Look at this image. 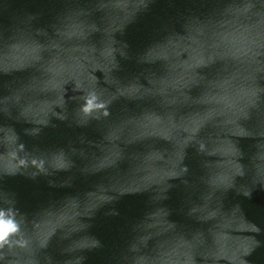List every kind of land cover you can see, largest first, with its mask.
<instances>
[{"label":"clouds","instance_id":"1","mask_svg":"<svg viewBox=\"0 0 264 264\" xmlns=\"http://www.w3.org/2000/svg\"><path fill=\"white\" fill-rule=\"evenodd\" d=\"M144 3L145 0H102L99 8L106 10L103 27L87 19L89 13L80 10L64 17L55 28L54 38L42 41L37 38L42 34L40 30L35 35L22 31L0 42V72H29L19 88L0 99V111L10 112L14 108L19 117L31 123H47L50 114L59 115L54 106H63L64 85L69 80L74 81L75 90L81 93L79 99L83 102L76 116L82 121L108 118L109 106L121 97L150 102L135 114H125L106 123L100 155L92 164L94 171L114 169L119 174L121 164L126 162L124 182L119 187L112 186L121 193L147 191L174 176L183 158L179 153L191 122L208 110H215L219 119L227 122L226 126L239 120L249 96L259 91L252 83L253 73L260 70L258 58L264 56V0H259L260 8L255 0H242L226 6L218 20L190 22L191 30L180 45H188L183 49L190 55L188 61L170 52L166 71L151 79L150 87L139 83L122 84L108 75L115 67L117 51L113 33ZM97 32H103L105 37L99 47L90 39ZM174 40L176 38H169L161 45L171 46ZM158 46L149 50L147 58ZM218 62L222 68L213 78L197 71ZM97 68L105 70V82L112 88L98 87L97 77L93 75ZM193 86L201 89L196 96L190 94ZM157 139L169 142L171 150L146 143ZM197 143L201 152L220 157L216 160L219 163H208L207 183L213 190L231 187L237 176L245 174L236 158L238 150L230 156H219L217 141L200 139ZM136 144H143V149L126 151L128 146ZM0 146L3 147L0 170L15 171L29 163L43 170L44 160H30L21 155L24 145L18 143L13 129L0 127ZM259 159L257 174L264 175V154ZM52 166L68 168L71 163L61 152L53 158ZM211 198L210 193L208 202L192 209L199 214V219L212 222L207 234L197 232L192 238L177 232L175 225L167 220V213L166 224L152 223L163 209L147 212L144 220L134 227L137 235L130 245L131 264H196L195 255L201 249L203 255H211L215 260L244 264L242 256L250 250L248 238L232 236L228 224L232 215L219 206H212ZM109 199L112 197L106 195L102 187L99 192L89 193L83 204L69 198L60 209L47 210L33 221H28L12 207L0 208V264H39L36 253L46 248L58 231L63 232L64 238L80 232L86 225L79 217L87 215L98 202ZM153 239L154 247L145 251ZM87 241V237H81L72 246H90Z\"/></svg>","mask_w":264,"mask_h":264},{"label":"water","instance_id":"2","mask_svg":"<svg viewBox=\"0 0 264 264\" xmlns=\"http://www.w3.org/2000/svg\"><path fill=\"white\" fill-rule=\"evenodd\" d=\"M101 2L0 0V42L8 41L22 31L35 35L40 30L42 34L37 38L42 41L54 38L55 28L64 17L80 10L89 13L87 19L103 27L106 10L99 8ZM240 2L242 0H145L123 27L113 33L117 51L115 67L108 75L122 84L139 83L150 87L149 81L166 71L170 52L178 53V58L184 61L190 59L183 50L188 45H180L191 30V21L218 20L226 6ZM255 3L261 7L259 0ZM104 38L103 32H97L90 39L99 47ZM169 38H176L171 46L161 45ZM156 46L158 48L150 53L149 60L147 53ZM258 59L260 70L253 73L252 83L259 91L249 96L239 120L226 126L227 122L221 121L212 109L194 119L179 153L183 158L173 172L174 176L147 191L121 193L112 187H119L124 182L126 162L121 164L119 174L114 169L94 171L92 164L100 155L106 123L139 112L149 101L121 97L109 106L111 115L108 118L82 121L76 116L83 102L79 99L81 93L75 90L74 81L69 80L64 85L63 106H54L59 115L50 114L47 123H31L19 117L14 108L10 112L0 111V127L13 129L18 143L24 145L21 155L30 160L45 161L43 170L31 163L15 171L0 170V208L12 207L19 215L33 221L47 210L60 209L69 198H76L83 204L89 193L99 192L102 187L106 189V195L112 197L98 202L87 215L79 217L86 225L80 232L64 238L63 232L58 231L48 246L36 253L39 264H131L130 245L137 235L134 227L144 220L147 212L156 208L163 210L152 223L166 224L167 213V220L186 237L192 238L197 232L207 234L212 222L199 219V214L193 213L192 209L208 202L210 193L211 205L232 215L228 220L232 236L248 238L250 250L242 256L244 264H264V175H258L256 169L261 163L259 157L264 154V56ZM221 68L222 64L218 62L197 71L213 78ZM93 75L97 77L98 87L112 88L105 82L103 68L95 69ZM28 76L27 71L0 72V99L10 96ZM200 91L198 86H193L190 94L196 96ZM200 139L217 141L219 156H230L238 150L236 158L243 165L245 174L237 176L231 187L215 190L209 187L208 163H219L216 160L220 157L201 152L197 143ZM146 143H154L162 149L172 148L169 142L158 139ZM143 147V144L130 145L126 151L142 150ZM0 151H3L2 146ZM61 152L71 163L70 167L52 166L53 158ZM81 237H87L90 246L73 247L74 241ZM154 245L155 239L150 240L145 251H150ZM203 251H197L196 264H230L226 259L205 256Z\"/></svg>","mask_w":264,"mask_h":264}]
</instances>
